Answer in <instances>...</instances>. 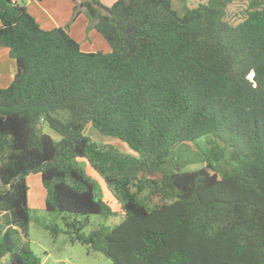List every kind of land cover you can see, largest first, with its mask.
<instances>
[{
    "label": "trees",
    "instance_id": "1",
    "mask_svg": "<svg viewBox=\"0 0 264 264\" xmlns=\"http://www.w3.org/2000/svg\"><path fill=\"white\" fill-rule=\"evenodd\" d=\"M73 1L71 21L84 13L109 52L85 51L69 24L45 29L25 2L0 0V44L16 61L0 86V182L10 187L0 202L29 222L25 177L40 173L45 207L72 241L114 264H264V0L237 24L226 19L235 0L183 14L171 0ZM90 123L139 155L93 141ZM202 137L206 164L184 169L185 146ZM91 214L119 222L84 233ZM14 234L0 225V264H42Z\"/></svg>",
    "mask_w": 264,
    "mask_h": 264
},
{
    "label": "rangeland",
    "instance_id": "2",
    "mask_svg": "<svg viewBox=\"0 0 264 264\" xmlns=\"http://www.w3.org/2000/svg\"><path fill=\"white\" fill-rule=\"evenodd\" d=\"M206 1L187 0L184 2L183 0H171L174 9L180 14L186 11V5L191 7ZM250 1L235 0L227 8L226 19L233 24L241 22L247 15ZM93 32L105 39L95 29ZM42 129L55 140L60 139V135L47 122L42 123ZM84 133L90 136L93 141L112 143L125 153L135 156L139 155L126 141L116 136L102 134L91 123L86 125ZM209 139V137H202L195 142H189L185 146L188 150L182 153L181 157L185 159L190 157V160L186 162L184 169H198L206 164L202 152L209 150L211 145ZM80 164L85 167L87 173L96 181L97 195L108 201L112 209L118 212L120 204L106 187L100 174L92 166L88 165L86 160L82 159ZM25 178L28 185L27 203L31 213L29 222H15L10 209L0 202V225L3 229L8 226L15 229L14 237L19 246L32 250L41 259L42 264H114L112 259L102 252L95 251L79 241H72L70 234L65 231L66 225L64 224L62 215L57 212L48 211L45 207L46 188L42 183L40 173H31ZM18 181L19 178L14 180L15 183ZM6 189L10 190V187L2 185L0 182V192ZM118 222V215L106 218L101 214H91L89 216V223L84 227L83 232L89 233L100 224L113 226ZM54 226L60 228L58 233L53 230Z\"/></svg>",
    "mask_w": 264,
    "mask_h": 264
},
{
    "label": "crops",
    "instance_id": "3",
    "mask_svg": "<svg viewBox=\"0 0 264 264\" xmlns=\"http://www.w3.org/2000/svg\"><path fill=\"white\" fill-rule=\"evenodd\" d=\"M25 2L28 11L36 18L41 27L52 29L66 26L71 35L76 38L81 48L85 51L109 52V43L101 38L93 30L87 31L89 23L84 13H80L71 21L74 13L75 2L73 0H17ZM105 5H111L116 0H101ZM71 21V22H70ZM97 31V30H96ZM95 36V38H93ZM16 73V61L9 54V49L0 44V86H8Z\"/></svg>",
    "mask_w": 264,
    "mask_h": 264
}]
</instances>
